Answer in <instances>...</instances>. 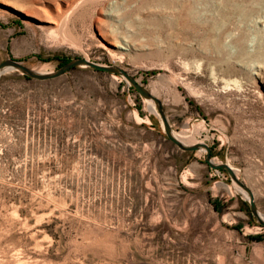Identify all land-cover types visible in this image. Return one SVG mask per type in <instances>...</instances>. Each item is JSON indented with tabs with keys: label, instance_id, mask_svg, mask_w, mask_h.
Instances as JSON below:
<instances>
[{
	"label": "rangeland",
	"instance_id": "374dc122",
	"mask_svg": "<svg viewBox=\"0 0 264 264\" xmlns=\"http://www.w3.org/2000/svg\"><path fill=\"white\" fill-rule=\"evenodd\" d=\"M8 1L21 10L0 1V62L54 71L80 56L126 70L162 100L174 131L202 129L196 140L237 170L264 214L261 10L244 18L241 0ZM205 155L169 141L121 75L4 73L0 264H264V227Z\"/></svg>",
	"mask_w": 264,
	"mask_h": 264
},
{
	"label": "water",
	"instance_id": "95a60500",
	"mask_svg": "<svg viewBox=\"0 0 264 264\" xmlns=\"http://www.w3.org/2000/svg\"><path fill=\"white\" fill-rule=\"evenodd\" d=\"M76 67H85V68H91L97 71L107 72L110 74H116L123 76L129 84L136 90L138 93L145 99L152 101L158 111V114L160 115L163 128L165 131V134L169 141H171L174 145H176L179 149L182 151H197L200 149H205L206 155H205V162L208 163L210 168L213 169H223L225 170L231 179L248 194V202L250 211L253 217L256 218L257 222L264 227V217L262 216L261 212L259 211L258 205L256 203L255 195L253 190L240 179V177L236 174L234 169L227 163H214L212 161V148L207 145L206 143H196L192 145H188L183 143L175 134L174 130L170 124L166 109L164 107V104L162 100L152 94L151 91H149L142 83H140L133 75H131L126 70L120 68L116 65H104L100 64L98 62L89 60L85 57H73L70 59L67 63L64 65L58 67L54 71L46 72V73H40L35 71L34 69L26 66L21 61H17L14 59H6L2 62H0V78L2 75L8 71H16L19 72L21 75L26 76L29 79H37V80H49L57 78L68 71H70L73 68Z\"/></svg>",
	"mask_w": 264,
	"mask_h": 264
},
{
	"label": "bare ground",
	"instance_id": "6f19581e",
	"mask_svg": "<svg viewBox=\"0 0 264 264\" xmlns=\"http://www.w3.org/2000/svg\"><path fill=\"white\" fill-rule=\"evenodd\" d=\"M2 3L8 5V6H12L13 8L17 9V10H21L18 6H15L13 4H11L8 0H0ZM85 2V1H84ZM236 2V1H235ZM240 5L238 3V8L239 10H241V15L244 17V18H248L253 10L255 9H259L262 11L261 14L259 15H256V19H255V23L256 24H260L263 28H264V0H241L240 1ZM237 5V4H236ZM80 6V5H79ZM250 6V8H246ZM74 7V6H73ZM193 7V6H192ZM75 8V7H74ZM189 8V7H188ZM191 8V7H190ZM193 9V8H192ZM190 13V12H189ZM74 14V13H73ZM194 14V13H193ZM196 14V13H195ZM189 15V14H188ZM192 18V17H191ZM65 24V23H64ZM65 26V25H64ZM63 26V28H64ZM66 29H68L66 27ZM64 32V31H63ZM66 32V31H65ZM260 36V35H259ZM261 41V40H260ZM111 45H113V47H115V49L117 50H120V49H123V50H128L129 48L132 47V44H128V43H122V42H117V41H110L109 42ZM252 43H254V40H252ZM255 44V43H254ZM260 44V43H259ZM256 45L254 46L253 50H257V53L259 51V49H261L260 45ZM252 46V45H251ZM252 50V49H251ZM111 53L114 55V57H117L119 59H123V55H119L118 51H115L113 49H111ZM87 59L91 60L89 57H86ZM188 64V63H187ZM257 67H261V65L257 64ZM33 69V68H32ZM35 71L37 72H40V73H46V72H50L52 70H49L47 67L46 68H43V69H34ZM229 84V83H228ZM154 94V93H152ZM155 95V94H154ZM156 96V95H155ZM148 103H149V107L153 110V111H156L157 112V108L155 106V104L150 101V100H146ZM140 118V117H139ZM189 130V129H188ZM202 132V129L199 127V128H195L194 130L192 131H188V132H183V133H178L176 131H174V134L185 144H188V145H192V144H196V143H205L203 141H197L196 138H195V135H199L201 134ZM199 151H205V149H200ZM214 163H217L219 161L216 162V160H212ZM233 169L234 171L236 172V174L238 175V172L237 170L231 165L229 164ZM235 185V188L239 191H241L245 197H249L248 194L242 190L236 183H233ZM231 188V187H230ZM262 214V213H261ZM262 216L264 217V214H262Z\"/></svg>",
	"mask_w": 264,
	"mask_h": 264
},
{
	"label": "trees",
	"instance_id": "16d2710c",
	"mask_svg": "<svg viewBox=\"0 0 264 264\" xmlns=\"http://www.w3.org/2000/svg\"><path fill=\"white\" fill-rule=\"evenodd\" d=\"M70 59L68 58V59H64V60H61L60 61V66H62V65H64L65 63H67L68 61H69ZM59 66V67H60ZM97 71V70H96ZM99 72H102V71H99ZM26 77V76H25ZM27 78V77H26ZM29 79V78H28ZM251 216H252V214H251ZM253 217V216H252Z\"/></svg>",
	"mask_w": 264,
	"mask_h": 264
}]
</instances>
